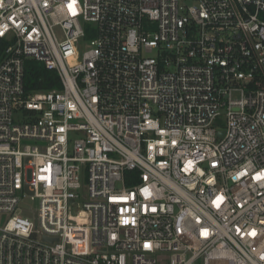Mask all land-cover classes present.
Listing matches in <instances>:
<instances>
[{"label": "built area", "instance_id": "1", "mask_svg": "<svg viewBox=\"0 0 264 264\" xmlns=\"http://www.w3.org/2000/svg\"><path fill=\"white\" fill-rule=\"evenodd\" d=\"M1 41L0 264H264V0H0Z\"/></svg>", "mask_w": 264, "mask_h": 264}, {"label": "trees", "instance_id": "2", "mask_svg": "<svg viewBox=\"0 0 264 264\" xmlns=\"http://www.w3.org/2000/svg\"><path fill=\"white\" fill-rule=\"evenodd\" d=\"M4 43L0 42V56ZM23 85L26 92L51 90L60 88V80L54 70L46 69L39 61L28 59L24 62Z\"/></svg>", "mask_w": 264, "mask_h": 264}, {"label": "rangeland", "instance_id": "3", "mask_svg": "<svg viewBox=\"0 0 264 264\" xmlns=\"http://www.w3.org/2000/svg\"><path fill=\"white\" fill-rule=\"evenodd\" d=\"M32 193L26 191V196L19 203L21 214L28 217L31 221H35L36 212L38 209V199L31 198Z\"/></svg>", "mask_w": 264, "mask_h": 264}, {"label": "water", "instance_id": "4", "mask_svg": "<svg viewBox=\"0 0 264 264\" xmlns=\"http://www.w3.org/2000/svg\"><path fill=\"white\" fill-rule=\"evenodd\" d=\"M223 135V131L218 132V136L221 137Z\"/></svg>", "mask_w": 264, "mask_h": 264}]
</instances>
